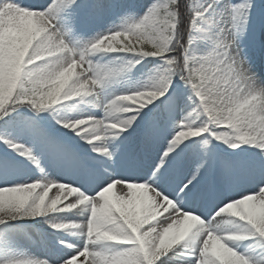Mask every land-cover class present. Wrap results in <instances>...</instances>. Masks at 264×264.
<instances>
[{"label": "snow or ice", "instance_id": "snow-or-ice-1", "mask_svg": "<svg viewBox=\"0 0 264 264\" xmlns=\"http://www.w3.org/2000/svg\"><path fill=\"white\" fill-rule=\"evenodd\" d=\"M262 0H0V264H264Z\"/></svg>", "mask_w": 264, "mask_h": 264}]
</instances>
